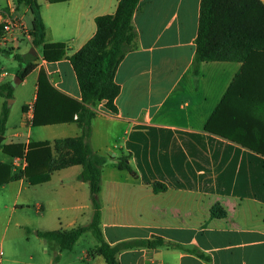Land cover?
I'll list each match as a JSON object with an SVG mask.
<instances>
[{"label":"crops","instance_id":"1","mask_svg":"<svg viewBox=\"0 0 264 264\" xmlns=\"http://www.w3.org/2000/svg\"><path fill=\"white\" fill-rule=\"evenodd\" d=\"M38 2L44 44L65 45V57L58 62L45 61L43 46H33L29 8L16 0H0V25L12 8L13 18L26 30L9 34L7 48L20 54L25 47L20 55L33 58L35 65L27 78L16 79V85H26L34 77V97L21 102L16 119L12 106H7L9 118L0 135V156L7 158H0V166L10 167L11 178L0 185V264H53L56 256L58 264H106L95 253L97 243L72 256L90 232L71 251H60L39 236L92 221L89 185L79 180L82 167L54 172L49 182L32 186L23 173L25 159L5 154L3 147L81 136L75 123L32 125L38 79L44 72L54 88L80 101L70 57L95 36L98 17L116 13L120 0ZM200 5L201 0L140 1L133 17L135 49L115 76L120 86L118 113H110L101 103L92 121V150L115 155L102 169L101 230L106 242L115 246L156 237L166 242L153 249L123 250L117 255L120 264H264V155L205 130L242 63L203 62L195 73ZM18 70L19 64L15 75ZM8 84L4 80L0 87L8 89ZM258 91L262 96L264 85ZM4 95L0 94V118L12 98ZM248 107L254 109L252 104ZM125 156L136 177L118 168ZM155 183L167 190L155 193Z\"/></svg>","mask_w":264,"mask_h":264},{"label":"trees","instance_id":"2","mask_svg":"<svg viewBox=\"0 0 264 264\" xmlns=\"http://www.w3.org/2000/svg\"><path fill=\"white\" fill-rule=\"evenodd\" d=\"M16 1L32 12L30 34L33 46H43V57L47 62L62 60L66 54L64 44H44L45 24L40 16L41 6L38 0ZM140 1L120 0L114 15L98 17L95 36L70 57L81 91L80 101L62 94L52 86L44 72L40 73L32 125L40 127L75 123L82 130L81 136L3 147L5 154L25 159L27 166L23 173L32 186L49 182L54 172L72 166L82 167L79 180L89 185L94 208L92 221L86 226L68 231L43 232L39 236L48 243L56 244L60 251H71L79 239L90 232L97 243L95 253L102 256L106 264H120L117 255L123 250L153 249L166 244L159 237L123 242L115 246L106 242L101 230L100 202L102 169L106 158L96 154L89 144L92 121L96 117L98 105L104 103L105 109L110 113H118L115 101L120 94V86L115 82V76L121 62L135 49L137 32L133 26V17ZM3 35V25H0V39ZM195 45L196 74L199 64L203 62L242 63L240 73L206 124L205 130L264 155V105H261L264 104V92L261 96L258 91V87L264 85V3L261 0H201ZM0 55L18 62L16 76L21 80L35 70L33 58L15 54L11 48L0 46ZM8 86V89L0 87V94L7 92L4 96L11 98L12 90L10 84ZM249 88L255 93L253 90L249 91ZM248 102L254 105V109H249ZM9 112L5 105L0 118L1 136L5 133ZM128 160L129 156L122 157L118 168L136 177ZM0 173V185L11 179L9 166H0ZM153 190L159 193L165 192L167 188L164 184L155 183ZM216 216L214 209L212 217ZM220 216L223 217L224 213ZM190 252L207 259L197 250ZM59 261V256H56L53 264H58Z\"/></svg>","mask_w":264,"mask_h":264},{"label":"rangeland","instance_id":"3","mask_svg":"<svg viewBox=\"0 0 264 264\" xmlns=\"http://www.w3.org/2000/svg\"><path fill=\"white\" fill-rule=\"evenodd\" d=\"M20 54L24 53L26 51L25 47H21L19 50ZM18 63L12 59L11 57H1L0 58V69H4L8 71L9 75L5 79L11 86L12 90V98L7 100V106H12V112H13V119H16L20 114V104L21 102L25 100H31L34 97L35 94V82L34 77L30 78L29 82L25 85H16V75L15 70L17 68ZM16 98V102L14 103V99ZM39 129V128H36ZM35 141V139H33ZM106 158V160L113 161L114 153H111L110 151L107 153V155H101ZM0 158L7 159L6 156ZM115 172V170H114ZM119 175H126L125 172H117ZM91 241V242H90ZM92 243H96V240L93 238V235L91 233L86 234L78 243V245L75 248V252H73L72 256H76L79 254V251L83 247H89L92 245Z\"/></svg>","mask_w":264,"mask_h":264},{"label":"built area","instance_id":"4","mask_svg":"<svg viewBox=\"0 0 264 264\" xmlns=\"http://www.w3.org/2000/svg\"><path fill=\"white\" fill-rule=\"evenodd\" d=\"M13 10L10 8V11L5 13V20H4V35L2 39H0V46L7 47L8 43V35L13 33L16 30H21L25 32V28L23 25L16 19L13 18L12 16ZM26 33V32H25ZM8 77V72L5 71L4 69H0V83L3 82L6 78Z\"/></svg>","mask_w":264,"mask_h":264},{"label":"water","instance_id":"5","mask_svg":"<svg viewBox=\"0 0 264 264\" xmlns=\"http://www.w3.org/2000/svg\"><path fill=\"white\" fill-rule=\"evenodd\" d=\"M16 79L19 80V81H22L19 77H17ZM2 139H3V137L0 136V143L2 142Z\"/></svg>","mask_w":264,"mask_h":264}]
</instances>
